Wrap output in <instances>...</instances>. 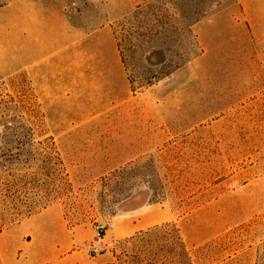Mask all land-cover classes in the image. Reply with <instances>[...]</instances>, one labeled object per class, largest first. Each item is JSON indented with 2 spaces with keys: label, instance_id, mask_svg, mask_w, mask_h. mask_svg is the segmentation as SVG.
<instances>
[{
  "label": "rangeland",
  "instance_id": "rangeland-1",
  "mask_svg": "<svg viewBox=\"0 0 264 264\" xmlns=\"http://www.w3.org/2000/svg\"><path fill=\"white\" fill-rule=\"evenodd\" d=\"M9 126L55 141L51 203L92 264H264V0H12L0 155ZM152 208L168 214L134 230Z\"/></svg>",
  "mask_w": 264,
  "mask_h": 264
},
{
  "label": "crops",
  "instance_id": "crops-1",
  "mask_svg": "<svg viewBox=\"0 0 264 264\" xmlns=\"http://www.w3.org/2000/svg\"><path fill=\"white\" fill-rule=\"evenodd\" d=\"M167 214L164 208H152L138 218L133 229L155 225ZM61 220L62 233L53 231L54 221ZM111 241V236H105L97 239L94 245L109 247ZM80 244H86L84 236L69 230L63 207L58 203L10 226L3 227L0 223V264H92L89 258L76 250Z\"/></svg>",
  "mask_w": 264,
  "mask_h": 264
},
{
  "label": "trees",
  "instance_id": "trees-1",
  "mask_svg": "<svg viewBox=\"0 0 264 264\" xmlns=\"http://www.w3.org/2000/svg\"><path fill=\"white\" fill-rule=\"evenodd\" d=\"M12 0H0V7L7 5ZM120 46V43H119ZM168 71L165 75H167ZM163 75H158L153 72L152 77L148 78L147 83L154 80H159ZM16 134V138L6 139L1 146L2 153L0 155V173L3 177L1 183L7 187H11V195L14 200V205L8 213L7 218L9 222L7 226L18 223L27 216L37 213L47 206L51 205L53 201L57 200V196L50 194L55 189V176L54 173L60 169L65 171L63 162L60 159L59 151L57 150L56 143L50 139V142H35V140H24L20 134L23 129L19 126L8 127ZM35 128L31 126L28 131L33 132ZM40 144V145H38ZM42 145V146H41ZM31 161H35L39 165V170L36 172V177H32L30 172H26L25 168H30ZM59 165L62 167L58 168ZM24 171V173H23ZM12 176V179L8 177ZM33 182L38 183V187H42L47 191V195L35 201L31 199L29 193V186ZM8 191V190H7ZM4 227V226H3Z\"/></svg>",
  "mask_w": 264,
  "mask_h": 264
},
{
  "label": "built area",
  "instance_id": "built-area-1",
  "mask_svg": "<svg viewBox=\"0 0 264 264\" xmlns=\"http://www.w3.org/2000/svg\"><path fill=\"white\" fill-rule=\"evenodd\" d=\"M99 231L103 232L105 230L104 226L103 225H99L98 228H97Z\"/></svg>",
  "mask_w": 264,
  "mask_h": 264
}]
</instances>
